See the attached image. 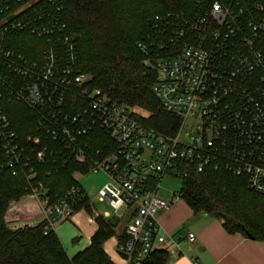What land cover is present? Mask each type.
<instances>
[{
  "label": "built area",
  "instance_id": "1",
  "mask_svg": "<svg viewBox=\"0 0 264 264\" xmlns=\"http://www.w3.org/2000/svg\"><path fill=\"white\" fill-rule=\"evenodd\" d=\"M63 11L62 0H0V156L13 177L24 178L23 199L33 201L46 233L85 212L84 171L108 178L98 201L113 216L129 218L127 239L117 246L120 264H143L157 251L177 258L182 241L196 243L194 233L176 240L158 221L181 201L180 193L160 198L161 183L168 176L186 178L183 166L244 178L264 195V0H197L189 15L150 21L137 47L157 74L153 94L179 121L172 135L79 73L78 47ZM19 34L41 42L30 50L38 59L9 46L8 38ZM5 102L32 112L34 133L22 137L15 130ZM70 162L81 168L74 184L51 194L40 166L50 165L45 173L51 176ZM21 201L9 205L7 218L22 215ZM91 212L92 220L112 216L92 203Z\"/></svg>",
  "mask_w": 264,
  "mask_h": 264
},
{
  "label": "trees",
  "instance_id": "2",
  "mask_svg": "<svg viewBox=\"0 0 264 264\" xmlns=\"http://www.w3.org/2000/svg\"><path fill=\"white\" fill-rule=\"evenodd\" d=\"M196 1L62 0V19L79 51V73L113 101L150 114L149 126L168 135L174 134L179 121L162 109L153 94L157 74L137 44L149 33L153 18L170 13L189 15ZM8 39L9 46L27 59L39 58L38 53L30 52H35L34 47L41 43L35 37L19 34ZM3 107L22 137L34 133L33 114L28 108L8 102ZM6 166L7 159L0 156V264H114L105 253L104 245L116 237L121 224L116 216L96 217L97 230L91 245L73 258H69L56 232L46 233L43 224L10 229L11 223L6 220L9 205L21 201L28 191L24 178L13 177ZM39 169L40 179L53 195L64 194L74 184L73 174L81 170L73 162L51 176L45 173L50 165ZM182 171L187 172V177L182 180L181 200L195 215L222 222L230 235L248 233L253 240L264 242V195L250 190L246 179L211 169L199 174L183 166ZM85 212L92 216L88 199ZM126 239V233L120 235L119 244ZM167 263V253L157 251L143 264Z\"/></svg>",
  "mask_w": 264,
  "mask_h": 264
},
{
  "label": "crops",
  "instance_id": "3",
  "mask_svg": "<svg viewBox=\"0 0 264 264\" xmlns=\"http://www.w3.org/2000/svg\"><path fill=\"white\" fill-rule=\"evenodd\" d=\"M171 200L172 197H160ZM92 203V202H91ZM22 215L18 218L9 216L10 225H38L41 218L38 209L30 199H23ZM94 207V206H93ZM28 208L30 212H28ZM11 218V219H10ZM129 218H124V226L116 237L104 245L105 253L114 264H120L117 253L118 237L125 233ZM162 228L179 240L180 235L187 232L196 235V243L191 245L181 242L182 254L177 258L168 256L167 264H264V242L249 239L246 235L228 234L222 222L206 215H195L184 201L174 204L169 210L158 214ZM97 230V225L86 212L77 213L70 221L63 222L55 228L69 258L75 257L91 245V239Z\"/></svg>",
  "mask_w": 264,
  "mask_h": 264
},
{
  "label": "rangeland",
  "instance_id": "4",
  "mask_svg": "<svg viewBox=\"0 0 264 264\" xmlns=\"http://www.w3.org/2000/svg\"><path fill=\"white\" fill-rule=\"evenodd\" d=\"M148 114V113H147ZM108 178L102 174H94L88 173L86 175L81 176L80 178V185L84 190L88 200L92 202L95 210L103 214L104 212H108L111 215H114V211L104 203H100L97 199L99 191L107 184ZM182 180L173 177H166L161 183V189L159 191V197H171L173 193H180L182 190ZM11 219V218H10ZM6 220L9 219L6 216ZM10 222V221H8ZM124 226V219H121V224L118 228L120 231ZM10 229L17 230L19 229L18 226L10 225Z\"/></svg>",
  "mask_w": 264,
  "mask_h": 264
},
{
  "label": "water",
  "instance_id": "5",
  "mask_svg": "<svg viewBox=\"0 0 264 264\" xmlns=\"http://www.w3.org/2000/svg\"><path fill=\"white\" fill-rule=\"evenodd\" d=\"M246 236H247L249 239L253 240V238H252L248 233L246 234Z\"/></svg>",
  "mask_w": 264,
  "mask_h": 264
}]
</instances>
